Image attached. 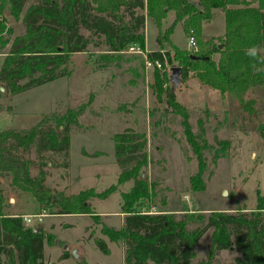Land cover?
<instances>
[{
    "label": "trees",
    "instance_id": "obj_1",
    "mask_svg": "<svg viewBox=\"0 0 264 264\" xmlns=\"http://www.w3.org/2000/svg\"><path fill=\"white\" fill-rule=\"evenodd\" d=\"M25 1L0 0V43L7 42L3 39L1 24L6 11L14 19L21 14L24 28L12 38L0 64L3 92H23L66 76L71 53L86 51L91 42L95 46L100 44L93 41V37L100 39L108 54H117L130 44L144 52L145 18L157 28L155 42L159 46V49L145 51L146 59L158 61L161 67L164 62L170 67H179L180 82L190 73L200 84L222 96L228 95L248 113L253 111L254 101L245 98L246 92L264 85V0H198L196 5L187 0H37L24 9ZM213 9L224 13V33L203 40L201 23L210 19ZM169 11L173 17L161 33L162 21ZM177 23L183 34L193 36L196 51L173 47L170 56L167 50H160L162 41L170 42L169 36ZM253 46L258 48L256 58L246 54ZM153 80L156 97L164 96L162 111L179 117L182 137L196 164L195 172L188 177L189 189L201 191L204 188L202 174L209 165L228 157L231 142L215 135L212 143L207 142L200 117L193 131L186 108L175 99L170 85H166L167 75L154 69ZM84 107L54 114L53 126L46 128L44 118L27 129L0 128V178L11 193L30 194L48 214H87L97 221L99 215L92 210L90 201L106 198L115 191V185L99 192L93 188L74 194L52 191L44 183L42 167L36 175H31L33 163L25 156L33 149L41 157L46 153L66 157L70 125L77 124ZM204 114L209 115L207 110ZM216 124L224 123L217 121ZM111 141L119 169L116 183L131 180L132 184L127 191L119 193L121 227L114 229L102 224L100 232L110 242L120 241L123 264H212L222 250L239 253L227 264H264L262 198L253 210L138 211L133 207L138 200L155 195V182H148L141 172L147 162L145 134L125 127L113 133ZM186 156L188 159L189 155ZM7 206L0 181V264H53L45 263L42 255L43 241L50 243L51 235L25 225L19 214L7 213ZM208 229L205 257L193 263L194 246ZM93 240L103 252L108 251L101 238ZM68 255L67 249H63L60 259ZM76 264L86 263L80 257Z\"/></svg>",
    "mask_w": 264,
    "mask_h": 264
},
{
    "label": "rangeland",
    "instance_id": "obj_2",
    "mask_svg": "<svg viewBox=\"0 0 264 264\" xmlns=\"http://www.w3.org/2000/svg\"><path fill=\"white\" fill-rule=\"evenodd\" d=\"M36 1L26 0L24 9ZM166 15L165 22L172 13ZM147 20L144 52L149 51L145 49H156V27ZM1 24L4 27L2 36L7 42L0 43V64L12 38L24 29L21 14L14 19L6 11ZM164 29L161 28V33ZM209 29L218 31L219 22L215 18L203 34L207 36ZM82 33L87 35L86 31ZM171 36L174 44L162 41L170 56L173 47L189 51L187 36L180 28L176 26ZM92 40L100 44L95 46L91 42L86 51L69 55L66 76L15 94L0 90V128L27 129L43 118L46 128L53 126L54 114L85 105L77 124L70 125L66 157L49 153L41 157L33 149L25 154L33 163L31 175H36L42 167L45 185L52 191L66 194L85 188L99 192L111 184L115 185V191L106 198L90 201L95 212H108L102 215L109 216L110 212L119 210V193L127 191L132 184L131 180L119 185L116 183L119 169L113 156L111 135L131 127L145 134L147 162L141 172L148 182H155V195L138 200L133 206L136 210L151 213L160 210L180 213L184 209L196 212L253 210L260 198L264 206V85L245 95L254 101L251 113L239 107L234 114L230 105L231 115L226 120H223L222 111L225 106L228 112V105L221 94L200 84L190 73L176 87L175 99L186 108L191 129L196 130V120L200 117L207 142L212 143L213 135L231 142L228 157L209 165L202 174L204 188L192 191L188 177L195 172L196 164L182 137L179 117L163 112L164 96L156 97L153 80L156 68L145 66L144 52L136 50V47L133 51L128 49L133 45L117 54H108L99 38L93 37ZM165 66L169 68L168 63ZM165 66L156 70L169 77L170 72ZM166 85L169 87V81ZM221 101L222 104L219 103ZM204 110L209 115L204 114ZM217 121L224 124L218 125ZM0 181L6 195L11 193L4 180L0 178ZM15 200V206L21 207L23 213L48 214L28 193L21 192ZM105 216L99 215L97 221L86 215L48 214L39 219L30 216L27 226L43 229L51 235L50 243L46 239L43 241L45 263L76 264L77 259L83 256L86 264H123L120 241L110 242L100 232L102 224L115 225L114 218ZM209 233L210 229L195 244L193 263L205 257ZM95 237L105 242L106 253L95 244ZM64 246L69 253L65 260L60 259ZM237 255L236 251H219L212 264H227Z\"/></svg>",
    "mask_w": 264,
    "mask_h": 264
},
{
    "label": "crops",
    "instance_id": "obj_3",
    "mask_svg": "<svg viewBox=\"0 0 264 264\" xmlns=\"http://www.w3.org/2000/svg\"><path fill=\"white\" fill-rule=\"evenodd\" d=\"M188 1V0H187ZM197 1L198 0H193L192 2H190V3H192V4H197ZM170 12V11H169ZM172 13V12H171ZM167 14H168V12H167ZM167 16V15H166ZM172 17H173V13H172V15H171V17L169 18V20L167 21V22H165L164 20L162 21V28H165V26H167V24L171 21V19H172ZM166 18V17H165ZM214 18L219 22V29H218V31H216V32H212V31H214V30H211V29H213V28H211V29H209L208 30V34H207V36L206 35H204L203 33H204V29L206 28H209V26L211 25V24H213V22H214ZM147 18H145V21H144V26H145V23H147ZM177 26V28H180L181 29V32H182V28H181V25L179 24V23H177L175 26H174V28H173V31H174V29H175V27ZM224 29H225V20H224V13L222 12V10H219V9H213L212 10V14H211V17H210V19L209 20H207V21H203L202 23H201V38L203 39V40H205V39H210V38H215V37H217V36H221L223 33H224ZM173 33V32H172ZM172 33H171V35H172ZM183 33V32H182ZM157 34H158V30H157V28H156V36H157ZM169 36V39H170V41H171V43H173V41H172V36ZM155 36V37H156ZM165 43H167V42H165ZM165 43H162V49H160V50H166V47H164L165 46ZM174 44V43H173ZM186 44V43H185ZM184 44V45H185ZM156 49H159V46L157 45V43H156ZM145 50H152V49H145ZM153 50H155V48H153ZM252 89H254V88H250V89H248V91L246 92V96H247V93L250 91V90H252ZM222 96V95H221ZM245 96V98L247 99V97ZM222 99L224 100V103H226L227 105H228V112H226L225 111V106L223 107L224 109H223V111H222V113H223V119H228L229 117V114L231 115V110L233 109V112H234V114L235 113H237V111L239 110V105H238V103L237 102H235V101H232L229 97H228V95H223L222 96ZM248 99H251V98H248ZM219 103H221L222 104V101L221 102H219ZM232 106V109L230 110V108H229V106ZM225 111V112H224ZM65 193V192H64ZM6 194V193H5ZM68 194H74V193H68ZM18 195H20V194H14V193H9L8 195H6V202L8 203V206L6 207V211H7V213H9V214H14V215H16V214H19L20 216H23V215H32V214H28V213H23V212H21V207H16L15 206V196H18ZM13 197V198H12ZM37 208H39V206L37 205ZM91 208H92V210H93V207H92V204H91ZM94 211V210H93ZM95 212V211H94ZM160 212H167V210H160ZM176 212H179V211H176ZM97 215H101V216H105V215H102V214H108V212H95ZM43 214V213H42ZM45 215H48V214H43L41 217H45ZM49 215H56V214H49ZM72 215V214H71ZM73 215H86V216H89V215H87V214H73ZM40 217V218H41ZM105 217H107V218H114V220H115V225L114 226H109V227H112V228H114V229H118V228H120L121 227V225H122V217H123V214L122 213H120L119 212V210H115V211H112V212H110L109 213V216H105ZM107 226V225H106ZM41 229V228H40ZM44 233L46 232V231H44L43 229H41ZM47 233V232H46ZM92 238V237H91ZM90 239V237H88L87 238V240H89ZM67 248V247H66ZM63 249H65V248H63ZM69 250V249H68ZM80 250V249H79ZM82 252V251H81ZM42 255H43V248H42ZM67 258V257H66ZM66 258H63L64 260L66 259ZM82 258H83V256H82Z\"/></svg>",
    "mask_w": 264,
    "mask_h": 264
},
{
    "label": "built area",
    "instance_id": "obj_4",
    "mask_svg": "<svg viewBox=\"0 0 264 264\" xmlns=\"http://www.w3.org/2000/svg\"><path fill=\"white\" fill-rule=\"evenodd\" d=\"M130 45H133V47L132 46L129 47ZM130 45L127 46V47H129L128 49L130 51L135 50L134 47L137 48L136 50L140 51L139 48L136 45H134V44H130ZM187 49L189 51H191V52H194L197 49L195 40L193 41V36L191 34H189L187 36ZM144 63H145L146 67H150L152 69L156 68L158 70L161 69V68L163 69L164 66L166 65V62H164L163 67H161V65H160V63L158 61H150V60L146 59V57H144ZM165 68H167L169 70L170 66H169V68H168V66H165ZM42 215H43L42 213H37V214H33V215H23V216H21V218H22L23 223L25 225H27L29 223V221H30L29 220L30 216H35V217H37L39 219ZM32 229L34 230V228H32Z\"/></svg>",
    "mask_w": 264,
    "mask_h": 264
},
{
    "label": "water",
    "instance_id": "obj_5",
    "mask_svg": "<svg viewBox=\"0 0 264 264\" xmlns=\"http://www.w3.org/2000/svg\"><path fill=\"white\" fill-rule=\"evenodd\" d=\"M169 72H170V74H169V77H168V81H169V84H170V90L174 91L176 89V87L180 84L179 75H180L181 71H180L179 67L172 66V67H170ZM0 90H2L1 87H0ZM63 248H65V246ZM71 252L75 256L74 250H72Z\"/></svg>",
    "mask_w": 264,
    "mask_h": 264
},
{
    "label": "clouds",
    "instance_id": "obj_6",
    "mask_svg": "<svg viewBox=\"0 0 264 264\" xmlns=\"http://www.w3.org/2000/svg\"><path fill=\"white\" fill-rule=\"evenodd\" d=\"M193 41H194V38H193ZM246 54H247L249 57L256 58V57H257V54H258V48H257L256 46H253V47L249 48V49L246 51Z\"/></svg>",
    "mask_w": 264,
    "mask_h": 264
}]
</instances>
